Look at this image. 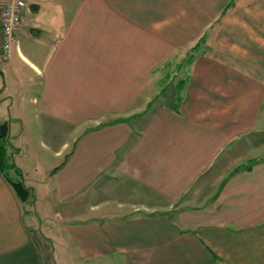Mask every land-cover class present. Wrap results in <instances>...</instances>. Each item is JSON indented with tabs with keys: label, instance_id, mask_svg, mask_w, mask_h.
Returning a JSON list of instances; mask_svg holds the SVG:
<instances>
[{
	"label": "crops",
	"instance_id": "0c3cea01",
	"mask_svg": "<svg viewBox=\"0 0 264 264\" xmlns=\"http://www.w3.org/2000/svg\"><path fill=\"white\" fill-rule=\"evenodd\" d=\"M190 16L216 18L218 62L197 75L157 78L152 67L164 61L155 50L171 49L174 32H190ZM18 34L30 41L17 40L7 58L0 46V123L8 121V143L18 148L8 151L9 176L30 194L22 200L0 171V264H41L40 236L80 239L83 257L115 250L156 264V224L165 226L164 264H264V0H31ZM150 75L158 84L149 96ZM103 111L116 118L102 115L97 131L78 142ZM53 118L75 130L73 139L52 149L53 160L30 138L24 154L17 143L27 124L55 128ZM70 144L77 145L71 154ZM90 156L104 175L95 203H88V177L68 168ZM92 219L95 226L82 225ZM117 219L132 231L116 234Z\"/></svg>",
	"mask_w": 264,
	"mask_h": 264
},
{
	"label": "rangeland",
	"instance_id": "374dc122",
	"mask_svg": "<svg viewBox=\"0 0 264 264\" xmlns=\"http://www.w3.org/2000/svg\"><path fill=\"white\" fill-rule=\"evenodd\" d=\"M180 20H183V18H180ZM189 20V29L191 30L190 32L186 33L185 32H174V44L172 45L171 49L166 45H162L160 48H157L155 50L156 54H159L161 52V56H162V61H164V63L162 64V62L160 61L158 63V65L153 66L152 69H156L155 73L157 74V78L160 76H164L165 74L168 73H172L175 72L181 76L183 75L182 73H184V71L188 72V73H192L194 75H197V72H199L200 67H205L206 71H211L212 68V64L213 62H218V52L215 50H213L212 48V42H213V34H212V27H213V23L214 21H216V18L212 17V16H205V18L201 19L195 16H190L188 18ZM199 22V24L197 25L196 22ZM218 21V19H217ZM197 25V27H196ZM201 27V28H200ZM27 29L29 30V27H27ZM111 34V33H110ZM109 34V35H110ZM120 35V34H119ZM201 35H204L205 40L202 44V46L200 47V49L194 51L192 49V46L197 42V40L199 39V37ZM181 37L182 41L176 42L175 38ZM0 38H1V31H0ZM129 35L127 33H125V39L124 41H128ZM17 40H19V43L23 44V43H27L29 42V38L25 35H17ZM94 38H93V49H90L89 52H92L95 47L96 44L94 42ZM0 46H1V40H0ZM15 45H13L10 49L9 55L13 49ZM173 49V50H172ZM205 49V52H202V50ZM172 50V51H170ZM2 51V50H1ZM170 51V52H169ZM7 55V56H9ZM3 57V54H2ZM193 58L192 60H188L185 61L184 58ZM214 57H216V59H214ZM5 58V57H3ZM7 58V57H6ZM168 59V60H167ZM167 60V62H166ZM187 60V59H186ZM185 61V62H184ZM183 65V68L179 67V64ZM5 66V61H0V71L1 69H4ZM185 68V69H184ZM5 71H7V73H9V71L7 69H5ZM152 72V70H151ZM11 74V73H10ZM0 78L3 79V74L0 75ZM141 83H143V81H141ZM145 91H148V95H152V92L155 90L154 88L156 87V85L158 84V82H156V80L154 79V76L150 75V79L145 82ZM96 85H99L98 83ZM144 87V86H143ZM176 87V86H175ZM100 86L97 88V92L99 91ZM101 91V90H100ZM147 93V92H146ZM31 95L34 97H36V91H33L31 93ZM146 95V96H148ZM144 97L141 99V101H139L138 103V109H140V107H142L144 105V103L146 102V100L148 99V97ZM29 98V96H28ZM30 99V98H29ZM33 99V98H32ZM165 100H169V98H166ZM95 101V100H94ZM32 108H34L36 106V103L32 102L31 103ZM30 105V106H31ZM153 105V104H152ZM3 106L7 109V105L5 103H3ZM137 108V107H136ZM115 111V110H112ZM128 112V110H126ZM94 112V111H93ZM121 114V112H120ZM128 114V113H126ZM125 114V115H126ZM2 116H9V112L7 113H3L1 114ZM94 116H92L91 118L93 121V124L102 119V115H108V123L111 122V120H114L116 118V113L114 112H110V111H103L100 114H93ZM32 118H37L38 114L37 113H32L31 114ZM31 118V119H32ZM58 120L60 119H54L53 118V123L55 124V128H38L37 125H39L36 120L34 119L33 121H31L30 123L27 124L28 128L26 129V132L23 136H21V139H18V146L22 148L23 153L25 154L26 152L31 150V145L28 144L29 142L27 141V139H31L33 143H35V147H37L39 149V151L43 154L46 155H50L52 156L50 159H54L57 158V156H55V154L52 151V149L54 148H61V146L64 144V141H68L71 139H73V133L75 132V130H73L71 132V129L69 128H65L64 125H66V123L62 122L60 123ZM107 121V120H106ZM52 124V123H51ZM94 124L92 126V128L90 129L89 127H87L86 129L83 130L81 136H79V140L78 142L81 140V138L85 137V135L87 133H92V132H96L98 128H96L98 125ZM89 126V125H88ZM20 136V135H19ZM54 136V137H53ZM103 139V140H102ZM101 140V141H100ZM103 141L104 138H100L98 139V141L96 142L95 148L98 149V151L101 150V148L103 147ZM9 141L7 140V142L5 143L6 145V152H7V162L10 165L11 163H13L15 165L14 159H11V154L10 156H8V151H10L12 154L15 153L18 148L13 147V145L11 146L10 143H8ZM77 142V143H78ZM77 146V145H76ZM76 146L73 144H70L68 146V149L66 150V152L68 153H72ZM83 156V155H81ZM49 159V160H50ZM77 160L73 161L72 163H69V169L71 172H75L78 173L80 172V174L82 173V175H84V177H88V180L86 181L87 186L92 185L93 187V192L89 193L88 195V203H95L97 201H99L98 199V192H96L95 189L99 188L102 184V181L104 180V175L101 173L95 174L97 172V169H99V167L97 166V160H95V158L93 156H90V159H86L83 160L84 158H76ZM93 159V160H92ZM26 165H33L31 161H26L25 162ZM101 167L104 165V162L102 163L101 161ZM85 167V169H84ZM9 168L6 169V172H8L9 174ZM83 172H82V171ZM12 172V176H14L15 179H20V176H18L16 173H14L13 170H11ZM17 175V176H16ZM76 177V175H75ZM90 177H92V179L90 180ZM79 176H77V181L79 180ZM73 180V179H72ZM90 180V181H89ZM64 185H68V181L67 179L64 180L63 182ZM84 184V182H83ZM93 213L92 216L95 217L97 210L98 209H92ZM158 220L159 219H163L164 215H159L156 217ZM118 219L113 221L112 224H110V229L113 230H117L114 231L116 234L118 232H124L126 230V232H131L132 231V226L128 225V226H120L117 224ZM158 222V221H157ZM88 224V226L93 227L95 226V224H97V220L92 219L90 222L87 223H82V225ZM78 225H80L78 223ZM145 225L140 226V229H143ZM153 227V225H152ZM135 228L137 229L138 227L135 226ZM155 228L157 229V246H161L159 251H156V256L153 257L152 259H154L156 261V264H164V262L166 263V259L164 256V252L161 250V248H163V243L164 240L162 238L163 235H161V233L164 231L165 226L164 225H160V224H156ZM87 229L89 230V227H87ZM85 230V232L88 230ZM97 229L91 230L89 232H96ZM111 231V230H110ZM136 231V230H135ZM111 233V232H110ZM77 234H81L80 232L77 231ZM80 237V236H79ZM91 239V238H90ZM39 240H42V244H40V257L39 260L41 262V264H136L135 259L133 257H129V253L125 254V257H122L121 254L117 253V251H110L108 257H101V256H91V257H83L81 255V250L80 247L82 246L81 240H68L67 242H65L64 240L58 238L55 239V237L51 236V239H46L43 240V237H39ZM94 242V241H93ZM100 243V242H99ZM111 246L115 247L117 244H120V241L117 240H109L108 242ZM127 243V242H125ZM131 244V242H129ZM128 243V244H129ZM126 252H130V251H126ZM168 257V256H167ZM151 260V259H150ZM149 258H145L141 264H152L153 262H150ZM169 262V261H168ZM169 264H171V261L169 262Z\"/></svg>",
	"mask_w": 264,
	"mask_h": 264
},
{
	"label": "built area",
	"instance_id": "2783aa9c",
	"mask_svg": "<svg viewBox=\"0 0 264 264\" xmlns=\"http://www.w3.org/2000/svg\"><path fill=\"white\" fill-rule=\"evenodd\" d=\"M31 0H2L0 11L1 50L8 57L10 49L17 43V33L22 24L26 7Z\"/></svg>",
	"mask_w": 264,
	"mask_h": 264
},
{
	"label": "trees",
	"instance_id": "16d2710c",
	"mask_svg": "<svg viewBox=\"0 0 264 264\" xmlns=\"http://www.w3.org/2000/svg\"><path fill=\"white\" fill-rule=\"evenodd\" d=\"M9 133V123L8 121H4L0 123V171L4 173L7 180L12 184L18 195L22 200H26L30 194V190L25 186V184L21 180H13L8 172H6L7 168H11L14 166L13 163L10 165L7 162V152L6 145L7 136Z\"/></svg>",
	"mask_w": 264,
	"mask_h": 264
}]
</instances>
